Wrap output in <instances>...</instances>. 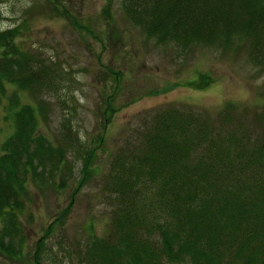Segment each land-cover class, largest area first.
I'll return each mask as SVG.
<instances>
[{
  "label": "trees",
  "instance_id": "16d2710c",
  "mask_svg": "<svg viewBox=\"0 0 264 264\" xmlns=\"http://www.w3.org/2000/svg\"><path fill=\"white\" fill-rule=\"evenodd\" d=\"M120 4L158 44L242 47L253 65L264 66V0ZM52 11L69 14L56 5ZM27 28L26 18L0 27V102L7 97L5 82L15 87L8 101L13 130L0 143V253L10 259L26 251L22 216L30 184L61 188L71 173L69 157L82 160L71 199L54 216L60 225L77 190L95 175V146L82 141L64 113L57 142L41 129L53 105L49 97H58L66 77L54 57L28 46ZM23 92L30 101L22 102ZM238 110L232 103L215 113L179 103L142 115L109 159L102 191L111 208L108 228L90 236L79 259L84 264H264V105ZM53 223L37 240L29 264H41L39 248Z\"/></svg>",
  "mask_w": 264,
  "mask_h": 264
},
{
  "label": "rangeland",
  "instance_id": "374dc122",
  "mask_svg": "<svg viewBox=\"0 0 264 264\" xmlns=\"http://www.w3.org/2000/svg\"><path fill=\"white\" fill-rule=\"evenodd\" d=\"M52 5L64 7L67 18L52 11ZM120 5V0H0V27L26 18L25 42L54 57L65 71L58 97H49L53 105L42 131L57 142L64 113L82 141L95 146L91 162L95 175L77 190L63 224H54V216L71 199L82 160L74 154L69 157L71 173L61 188L30 184L22 216L26 251L13 259L0 253V264H29L37 240L51 223L38 247L41 264H84L79 259L83 244L93 234H104L111 218L102 193L109 159L142 115L179 103L212 113L226 103L242 112L264 105V66L253 65L245 48L158 44L129 20ZM200 74L207 81L199 79ZM195 79L198 85H191ZM5 87L0 143L13 130L8 101L15 87L6 82ZM21 96L22 102L31 100L27 92Z\"/></svg>",
  "mask_w": 264,
  "mask_h": 264
}]
</instances>
